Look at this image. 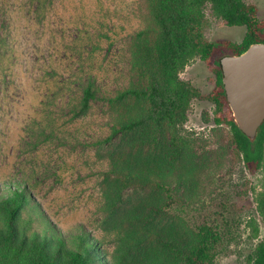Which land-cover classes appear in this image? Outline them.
Wrapping results in <instances>:
<instances>
[{"label": "rangeland", "instance_id": "rangeland-1", "mask_svg": "<svg viewBox=\"0 0 264 264\" xmlns=\"http://www.w3.org/2000/svg\"><path fill=\"white\" fill-rule=\"evenodd\" d=\"M244 2L264 18V0ZM156 3L0 0V198L24 186L44 220L66 241L76 234L89 237L105 264L126 262L131 232L141 231V243L151 247L158 235L186 239L204 224L220 236L215 264H248L264 237L255 202L264 193V165L250 174L233 158L227 128L213 123L210 102H191L179 130L185 145L178 158L170 156L167 130L155 124L108 139L120 124L146 116L150 105L132 96L114 104L106 99L130 87L144 89L151 74L165 75L152 13ZM206 17L209 41L242 40L245 27L225 26L209 8ZM89 78L97 98L73 117ZM180 78L203 94L215 82L198 58ZM123 160L130 167L144 164L131 178L151 183L122 186L112 171L130 172ZM154 183H166L185 201L166 210L180 219L151 210L164 197Z\"/></svg>", "mask_w": 264, "mask_h": 264}, {"label": "trees", "instance_id": "trees-1", "mask_svg": "<svg viewBox=\"0 0 264 264\" xmlns=\"http://www.w3.org/2000/svg\"><path fill=\"white\" fill-rule=\"evenodd\" d=\"M155 1L157 3L152 13L158 24L160 38L159 65L165 75L156 77L151 74L149 84L144 89L130 87L119 92L115 98L106 99L114 104L132 96L147 99L150 105L146 116L114 128L109 141L117 135H127L145 125L155 124L167 130L170 156L172 159L178 158L185 145L179 130L187 121L191 102L194 99L205 100L213 105V123L227 128V141L232 147L233 158L241 162L248 173H256L264 165V121L254 140L238 130L225 97L219 59L226 55H239L251 44L264 43V18L259 19L257 7L244 0ZM207 8L225 26L245 27L242 40L209 41L204 35L208 26ZM196 58L215 76L214 87L207 94L180 78V73ZM80 90L81 96L71 109L73 117L86 113L91 102L97 98L94 78L82 83ZM113 163L115 165V161ZM122 164L131 171H112L120 178L122 186H145L151 183L148 179L138 183L131 178L133 169L139 167L137 174H141L144 164L130 167L125 160ZM152 185L159 192L161 190L164 197L157 200L151 210L179 218L166 210L173 206L183 207L185 201L177 197L173 188L166 183ZM18 189L11 191L8 197L0 198V264H105L97 257L95 243L89 237L76 234L66 241L52 224L42 218L27 195L26 188L18 186ZM255 202L264 226V193L257 194ZM131 235L133 239H125L126 262L111 264H215V249L220 240L218 230L207 224L188 233L186 239L175 234L158 235L155 242L149 244L151 247L141 243V231L131 232ZM253 235L259 236L257 226L253 228ZM145 249L149 252H145ZM120 253H123L121 248ZM247 260L248 264H264V237Z\"/></svg>", "mask_w": 264, "mask_h": 264}, {"label": "water", "instance_id": "water-1", "mask_svg": "<svg viewBox=\"0 0 264 264\" xmlns=\"http://www.w3.org/2000/svg\"><path fill=\"white\" fill-rule=\"evenodd\" d=\"M225 97L238 130L250 140L264 121V43L219 59Z\"/></svg>", "mask_w": 264, "mask_h": 264}]
</instances>
